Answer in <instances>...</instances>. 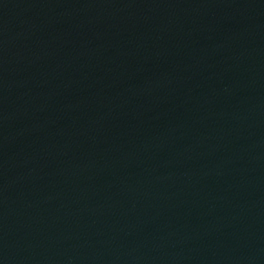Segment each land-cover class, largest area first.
I'll return each mask as SVG.
<instances>
[{"label": "water", "instance_id": "water-1", "mask_svg": "<svg viewBox=\"0 0 264 264\" xmlns=\"http://www.w3.org/2000/svg\"><path fill=\"white\" fill-rule=\"evenodd\" d=\"M0 264H264V0H0Z\"/></svg>", "mask_w": 264, "mask_h": 264}]
</instances>
